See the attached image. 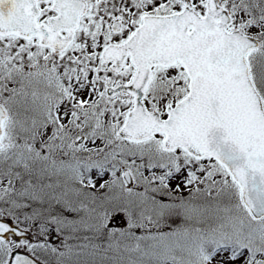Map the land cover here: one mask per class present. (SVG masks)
<instances>
[{"label": "snow or ice", "instance_id": "1", "mask_svg": "<svg viewBox=\"0 0 264 264\" xmlns=\"http://www.w3.org/2000/svg\"><path fill=\"white\" fill-rule=\"evenodd\" d=\"M0 264H264V0H0Z\"/></svg>", "mask_w": 264, "mask_h": 264}]
</instances>
